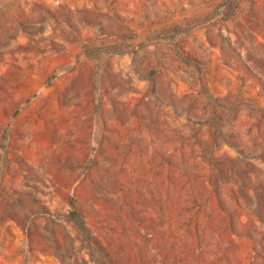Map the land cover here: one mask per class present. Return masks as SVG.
Returning <instances> with one entry per match:
<instances>
[{
    "label": "rangeland",
    "instance_id": "374dc122",
    "mask_svg": "<svg viewBox=\"0 0 264 264\" xmlns=\"http://www.w3.org/2000/svg\"><path fill=\"white\" fill-rule=\"evenodd\" d=\"M0 264H264V0H0Z\"/></svg>",
    "mask_w": 264,
    "mask_h": 264
},
{
    "label": "trees",
    "instance_id": "16d2710c",
    "mask_svg": "<svg viewBox=\"0 0 264 264\" xmlns=\"http://www.w3.org/2000/svg\"><path fill=\"white\" fill-rule=\"evenodd\" d=\"M69 216H70V218L74 219L75 221H79L80 225L82 224L81 219L77 216L75 211H71Z\"/></svg>",
    "mask_w": 264,
    "mask_h": 264
}]
</instances>
